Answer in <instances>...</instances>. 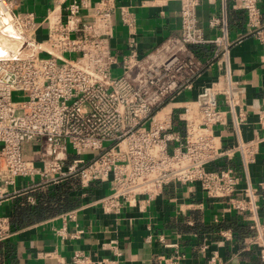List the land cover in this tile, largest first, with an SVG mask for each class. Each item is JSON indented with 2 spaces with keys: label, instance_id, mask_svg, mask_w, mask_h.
Segmentation results:
<instances>
[{
  "label": "built area",
  "instance_id": "2783aa9c",
  "mask_svg": "<svg viewBox=\"0 0 264 264\" xmlns=\"http://www.w3.org/2000/svg\"><path fill=\"white\" fill-rule=\"evenodd\" d=\"M21 1L0 0V31L9 26L19 40L16 51L0 58V207L26 193L12 191L18 180H27L28 190H35L74 177L82 197L91 186L104 185L106 193L90 204L115 218L128 209L144 212L169 184H198L207 198L244 216L249 235L242 250L255 249L264 264V217L259 215L257 190L249 184L240 187L234 168L211 167L221 160L235 161L247 176L264 139L223 144L215 133L228 115L236 126L246 118L242 88L229 61L232 41L225 9L229 1L232 9L244 12L245 29L264 52L259 0H163L179 6L180 35L144 54L138 50L136 18L129 6L115 0H55L40 18L23 11ZM202 3L222 9L220 17L208 22L218 30L210 39L198 25L196 10ZM115 15L126 30L120 56L112 47ZM205 45L213 46L218 74L195 98L184 101L182 93L193 89L203 68L192 48ZM115 69L120 70L117 76ZM257 115L264 131V108ZM27 201L34 203L32 197ZM75 213L61 215V238L83 234L65 226ZM12 235L0 208V245ZM219 235L220 245L232 238L228 230ZM150 240L147 236L146 242ZM158 241L165 244L162 236ZM103 247L119 257L115 241ZM44 255L55 264H118L117 259H93L82 251L68 258ZM158 261L184 264L179 254ZM205 264L221 261L215 252L206 256Z\"/></svg>",
  "mask_w": 264,
  "mask_h": 264
},
{
  "label": "crops",
  "instance_id": "0c3cea01",
  "mask_svg": "<svg viewBox=\"0 0 264 264\" xmlns=\"http://www.w3.org/2000/svg\"><path fill=\"white\" fill-rule=\"evenodd\" d=\"M55 0L21 1L23 11H33L42 17L52 7ZM119 6H129L134 14L138 30V50L144 54L157 48L169 36L180 35L178 4L163 0H115ZM258 6L264 22V0ZM219 5L202 3L197 7L198 25L205 38H212L217 29H211L208 22L212 17H220ZM225 19L232 41L229 61L233 78L242 88V105L246 110L244 123L234 125L230 115L225 124L215 128L223 144H234L237 140L247 141L255 136L264 137V131L257 124V109L264 108V52L252 34L245 29V14L234 10L228 1ZM126 30L118 15L114 17V39L112 47L120 56L125 53ZM198 59L203 62L201 75L193 89L182 93V100L195 98L202 86L216 79L218 69L212 59L213 46L193 47ZM238 162L218 161L211 167L219 169L231 167L238 171L240 187L249 184L259 195V215L264 217V139L258 145L254 162L248 167L247 176L240 171ZM247 177V178H246ZM27 180H18L12 189L26 191L25 194L9 198L1 204V213L10 216L14 206H34L35 194L52 189L44 187L28 190ZM46 188V187H45ZM41 191H40V190ZM106 193V187L91 186L88 195L81 198L75 208L37 220L13 230L12 237L0 245V264H55V260L45 257L59 255L68 258L75 251H82L93 259L108 256L117 259L118 264H160L161 256H183L184 264H205L206 256L217 253L221 264H261L255 249L242 250L243 238L249 235L244 216L228 211L223 201L207 198L198 184H169L162 195L144 211L128 209L119 218L107 215L97 205L90 202ZM32 197L34 203H28ZM76 210L74 221H67L66 228L71 232L75 227L83 230L79 239H66L58 235L63 226L61 215ZM9 219V217H8ZM215 219L217 222H215ZM238 227L241 232H235ZM231 231V240L218 244L220 231ZM150 236V242L146 237ZM164 238V243L158 241ZM115 241L119 257H115L104 244ZM168 244L169 246H166ZM205 246V251H202ZM112 255V256H111Z\"/></svg>",
  "mask_w": 264,
  "mask_h": 264
},
{
  "label": "trees",
  "instance_id": "16d2710c",
  "mask_svg": "<svg viewBox=\"0 0 264 264\" xmlns=\"http://www.w3.org/2000/svg\"><path fill=\"white\" fill-rule=\"evenodd\" d=\"M45 187L44 189H48L52 186ZM81 192L79 181L74 177L59 182L48 191L37 192L34 206H14L10 216H8L11 230H16L37 220L75 208L81 203ZM234 231L241 232L238 227L234 228Z\"/></svg>",
  "mask_w": 264,
  "mask_h": 264
},
{
  "label": "bare ground",
  "instance_id": "6f19581e",
  "mask_svg": "<svg viewBox=\"0 0 264 264\" xmlns=\"http://www.w3.org/2000/svg\"><path fill=\"white\" fill-rule=\"evenodd\" d=\"M18 46L19 40L9 26L0 31V58L8 56L9 51H16Z\"/></svg>",
  "mask_w": 264,
  "mask_h": 264
},
{
  "label": "rangeland",
  "instance_id": "374dc122",
  "mask_svg": "<svg viewBox=\"0 0 264 264\" xmlns=\"http://www.w3.org/2000/svg\"><path fill=\"white\" fill-rule=\"evenodd\" d=\"M112 74H113L114 76H117V75L120 74V70H119V69H115V70L112 71ZM14 97H17V95L15 94ZM169 150H170V149H169Z\"/></svg>",
  "mask_w": 264,
  "mask_h": 264
}]
</instances>
